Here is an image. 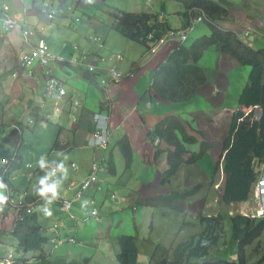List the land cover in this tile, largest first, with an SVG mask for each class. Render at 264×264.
Returning <instances> with one entry per match:
<instances>
[{"label": "clouds", "instance_id": "clouds-1", "mask_svg": "<svg viewBox=\"0 0 264 264\" xmlns=\"http://www.w3.org/2000/svg\"><path fill=\"white\" fill-rule=\"evenodd\" d=\"M142 1H147V0H142ZM152 1L154 3L155 2L157 3L155 8L151 9L146 5L147 9L146 8L143 9V7L140 6L141 10L138 12H131L127 10L125 11L119 9L118 7H112L113 10L118 9L126 13H132V14L144 13L147 15H151L154 16L156 22L164 24L165 27H162V29L160 27L159 30L155 31V33H150L145 37V40L147 39V43L142 44L141 42L140 43L135 42L134 40L129 39L124 35L120 34L119 32H117L113 28L114 18L112 12H108L107 10L108 16L111 18L112 21L110 23V28L102 29V27L104 26V21L98 20V23L102 24L101 29L104 30L106 33L110 34L112 30L118 35H120L117 36V38L120 39L121 41L111 42L108 36L106 35L105 36L106 44L107 45L111 44L112 49L114 50H111V53L107 55H102V52L104 50L105 39L103 38L100 32L95 31L94 33H91L90 38H85V42H87L86 46L78 43L72 45L73 50L77 54L73 55L72 60L70 61L61 59L56 54H54V52L51 51L49 44L46 41H44L42 37L44 36V32L49 24L56 22L60 23V21H64L65 22L64 29H66L67 31H73L76 28V23L79 20L84 21L85 18H87V20L94 18L92 17V15H89V13L85 12V8L89 6L86 5L87 4L86 0H32V6L29 9L24 10V16H20L17 15L16 13H12L11 10L4 12L5 9H0V13H1L0 14V61L1 60L3 61V63H0V75H1V66H5L6 70L10 72L8 78L12 80H18L17 77H20V75L18 74L19 72L22 73L30 72L34 70L36 67L44 74V85L42 88V95L40 101L41 103L39 102L38 106H33L32 103H28V111L27 113H24L27 114L28 121L27 124H23V125L18 124L19 121H21V119H18L17 122L13 124L10 123L7 124L4 123L3 121V108L7 100L3 98L1 91V89H3L2 82L5 79L1 80L0 78V121L1 124L7 125L6 128H2L0 126V136L2 137V139L11 136L16 137L14 138L15 142H13L12 144L14 145L13 155L16 156L17 151L20 150L22 154L27 156L24 169L21 172L14 175L13 177L11 176L12 178L10 177V182L13 185V188L10 189L12 193L8 194L5 186L0 183V189L6 191V196H4L3 192L0 191V264H13L15 262H22V261L31 263L34 261V258L44 254L48 257L63 259L68 264H81V263L88 264L89 260L92 258L89 256L93 255L91 254V251L88 248H85L84 246L81 249L82 252L79 256L67 257L57 254V250L62 247H67V246L77 247V245L79 244V240L75 239V237H72L71 236L72 234L62 233V230L59 228L61 227L62 220H55V221L51 220L52 216H50L51 213L50 208L51 207L56 208L61 214V216H65L69 214L73 205L72 201L85 198V194L89 191L91 193L90 189L92 188V185L94 184L93 187H96L99 184V182L102 180V178L100 177L101 174L115 175L117 170L114 162L111 160L110 154L115 148L120 149L118 143L122 139L127 140V138L123 137L119 139L117 143L115 145H112L111 147L110 144L111 123H110L109 115L104 114L100 111L95 113L90 112L89 117L91 119V123L89 124L91 128L85 136L86 144L88 145L89 148H92L95 151V153H98V155L94 154L90 172L86 175V177L83 178V180H81L78 184H74V183L71 184V188L74 192L72 198L65 199L62 198L60 194H57V187L59 182L58 181L54 182L53 179L56 180L57 178H65L67 174V170H71L74 173H76L79 169L78 164L74 161H70L68 164L63 163L62 162L64 160L63 156L60 157L59 160L53 162L52 164L49 161H45V156L46 153L49 151V149H47L46 152L42 153L43 157L38 159L34 164L28 163L30 162L28 155L31 153V150L36 146H34L32 143L29 142L25 143L24 136H28V135L35 136V133L37 132V130L35 129H37V126L42 122L44 124H40V125L57 128L58 137L56 138V141L52 146V151L50 152V154L53 155L54 153L53 150L55 148H60L62 144V136H60L61 133L60 131L68 129L66 125L64 124L59 125V123L56 122V118H55L56 114L59 115L57 116L59 120L61 116H66L67 118L68 117L67 115H62V114L67 113L66 110H68L69 112L68 114L71 119V121H69L70 122L69 127L74 123L77 124V126L79 125V128H82L80 121L83 122L82 118L85 116L87 117V112L82 109V102L80 99L72 98L71 95L67 93L65 86L66 80L65 78L63 79L59 78L58 71L61 72L63 75H66L68 70H69L68 72H71V70L78 71L79 68L84 69L88 75L90 74L89 76L92 79L96 80V87L99 88L102 92H104L102 94H109L113 87H118L121 82L125 81L126 79L132 78V76H134L135 74V72L132 71H128V72L124 71L123 68L121 67L122 63L124 62V56L121 53L123 52L124 49L123 45L125 41H130L140 45L143 48V53H141V55L137 57L136 65L138 68L140 66L146 68V70L150 72L151 82L149 83L147 88L142 92V95L145 94L147 95L145 99L142 101V103L137 104L131 108H124L123 111L125 112L131 111L134 108L133 112L148 117L147 114L152 112V110L156 106L155 100L158 103H164V105H167V102H160L159 100H157L156 96L153 95L152 86H153V82L155 84L156 79H159L161 81V86L163 85V77L167 69L169 68L168 64H169L170 56L177 54L183 49L186 50L190 49L196 40L202 38L203 36H209L211 28L223 32H230L232 34H235L237 38L242 41V43L249 46L250 48L256 50L264 49L262 47H255L252 46L251 44H248V41H250L249 38L256 37L257 35H259L258 32L264 30V26L255 27L252 24L250 25L248 23V20L252 15L250 12H247L250 13L251 15L246 21L238 20L241 17L240 15L244 14L246 10H249L250 8H257L259 6H262V4H260V2H257L256 0H208L214 3L215 5H217L219 8L223 9L225 11V15H223L221 18L217 20H210L207 16H205L203 12L193 11V12H198L199 14L196 16H192L193 12L188 13L187 15L190 18V22L187 24H184L186 21V19L184 18V14L186 13V11L184 7L177 1L175 0H152ZM160 1H164L165 3L174 5L175 17L172 18V21L173 19H175L177 22H179L180 26L178 27L173 26V23L169 21V18L172 14L164 12L167 11V9L165 8V5L164 6L161 5ZM84 5H86V7ZM137 7H139V5H137L136 8ZM177 7L180 10H177ZM157 9L162 12H157ZM29 18H31L33 22H29ZM152 23L154 26L153 21ZM202 27L205 28L204 31H201ZM108 29L110 30V32H108ZM73 32H76V30H74ZM201 32H206V34L199 36L196 40H194L191 43L192 40L191 38ZM152 34H156L161 37L155 39ZM10 35H16L17 38L19 39L20 44L17 46V49L11 47L10 45L11 40L9 39ZM3 46H7L8 48L3 50L2 49ZM89 46H92L95 49L97 47L98 52L91 51ZM115 47L118 48L115 49ZM42 48H46L47 53L50 55L51 59L49 60V62L46 65H43L39 59H35L31 63H28L25 57L33 56L34 52H37ZM210 48L217 51L218 54L225 55L230 59H232L228 54L221 53V50L216 46L202 47L200 49L201 57L197 62L192 64L201 73H203L205 77H206L205 72L207 70H216L221 74L220 70L223 67V62L219 60L211 62L208 68L202 67V62L205 57L204 53L208 51V49ZM146 50L148 51V53H146ZM130 53H131V48H126L124 52L125 63L129 60H132ZM161 55H163V58L160 60V62H156L157 58H159V56ZM152 61L156 63L154 68L151 67ZM89 66L95 67V70L93 72L89 71L88 69ZM139 71L142 70L139 69ZM55 72H57V75H55ZM241 73L243 74L244 77V72L241 71ZM117 74L119 76H117ZM54 78L57 82V85L52 91L49 92L48 83L50 82L51 79ZM61 91L63 93H61ZM149 94L150 96H148ZM204 102H206V99ZM108 104H111V100L109 98H107L106 101L101 102V107L104 108V106ZM35 111H38L39 113H34ZM33 113L36 119H34ZM229 115L231 118V114ZM97 116H99L101 120L106 122L105 134L100 139L94 138V135L96 134L97 131L96 128ZM257 117H259V115H257ZM25 128H27L28 130H25ZM154 128L152 130H154ZM226 133H225V137H226ZM194 139L196 140V138ZM196 142L199 143V148L196 151V153H198L200 150V145L202 143L198 142L197 140ZM151 143L155 147H158V151H159L158 154H162L166 152V150L168 149L167 146L166 147L162 146L164 142L159 136H155L153 139L151 136ZM208 143L211 144L212 142H208ZM222 144H221V154H222ZM23 147L26 148L27 150L26 153L22 152ZM213 151H214V146L212 143V149L205 152L200 160L192 164L200 165L203 161H205V159H207L210 156H213ZM122 155L124 156L123 152ZM220 157L221 156H219L218 158ZM14 161L15 159L2 161L4 168L0 169V171H6L7 170L6 167L13 164ZM131 162H132L131 159L130 161L127 160V165L130 166ZM45 168L48 169L50 168L51 172H49L40 181L39 180L36 181L37 178L42 175V170ZM111 171H114V174H112ZM24 172L26 173V175L30 180L32 191L22 192L20 196H18L17 194L19 193V190L16 187L15 183L18 175ZM211 173L213 176L214 170L211 171ZM49 177L52 178L49 179ZM166 177L167 176L164 175V178L162 180L164 179L166 180ZM162 180L160 184H162ZM39 183L41 186L39 185ZM256 190H257V196H260L262 202V206H261L262 210L258 211L260 216L257 215V217H262L264 216V163L259 167L257 182L254 185L253 193H255ZM177 193H186V192H177ZM171 194L172 193H168L157 197L169 198ZM104 197L106 198V200L114 204H120L121 202H126V199L129 196L124 198V196H122L119 192L112 191L108 188L104 194ZM26 198H28L31 201L30 204H24V200ZM161 202L171 203V201L165 199H163ZM247 202H245V204ZM96 203H98V201H96L93 197V199H91L89 202L90 204L89 217L90 218L93 217L95 220H98L99 213L96 206H100V204L99 203L96 204ZM239 204L241 205L244 203H239ZM36 206H39L38 208L39 213L36 212ZM133 209L134 206L131 205L130 211L133 212L134 211ZM21 210L27 215H32L31 213L34 212L37 214L36 222L35 221L33 222L32 227H35L36 229L40 230L42 234L47 238V243L44 245L43 250L32 251L27 253L23 252L22 250H17L18 242L14 237L13 231L11 232L10 230L8 231V227L12 222L14 216H15L14 219L19 217L18 211ZM22 217L24 218L23 214ZM222 234L224 235V231L217 229L213 235H218L219 237L218 240H219ZM207 235L209 238L212 237V234L210 233H207ZM231 236L232 235L229 236L228 241H231ZM263 237H264V233L259 239L260 247L257 250L255 248L256 247L255 245L250 247V249L253 250V253L258 256L259 260L262 259V257L264 256ZM6 240L15 242V250L18 253L17 258L13 257L11 252L9 255L5 253L9 249ZM231 243H233L231 245L232 246L234 245L233 246L234 249L235 244L232 241ZM3 246H6V248L2 249ZM137 247H138V243H137ZM119 253H120V249L118 247L116 258L113 261L115 264H120L117 260V256L119 255ZM26 259H29L30 261ZM246 262H247V256H246ZM263 262L264 259L262 260L261 263Z\"/></svg>", "mask_w": 264, "mask_h": 264}, {"label": "rangeland", "instance_id": "rangeland-1", "mask_svg": "<svg viewBox=\"0 0 264 264\" xmlns=\"http://www.w3.org/2000/svg\"><path fill=\"white\" fill-rule=\"evenodd\" d=\"M86 1V5H89L87 7L88 13L94 17L92 18L93 21L95 23H98V20L104 21L102 29L110 28V23L112 21L108 16L107 10L108 12H111V10H113L112 7H118L119 9L126 11L133 9L136 4L143 7V9L146 8V5L151 9L155 8L157 4L152 0ZM256 1L260 2L262 6L250 8L249 10H246L244 14L250 12L252 15L250 14L251 17L248 20V23L250 25H254L255 27H260L264 26V0ZM25 3L26 0H0V9H5L4 12H6L12 10L14 7H20ZM244 14L240 16L242 17ZM86 25V21L79 20L76 23V28L74 30H76L78 36L82 38L91 37V34H88ZM204 30L205 28L202 27L201 31ZM62 31L64 32L63 29ZM108 32H110L109 29ZM258 33L259 35L256 37L249 38L250 41H248V44H251L252 42L255 46H257L260 42L264 43V30ZM205 34L206 32H201L196 36H193L191 38V43L199 36ZM110 35L115 37L120 36L112 30ZM75 42V40H69L62 41L59 44V46L62 47H70V50L73 51V53L65 51L57 52V50H55L54 53L59 58L70 61L73 55L77 54L72 48V44ZM132 43L133 42L125 41L124 44L130 45ZM7 48V46H3L2 49L5 50ZM146 53H148L147 50ZM204 55L205 57L202 62L203 68H208L211 62L216 60L223 62L224 67L220 70L221 74L216 70H207L205 72L207 78L206 83L199 89V94L206 98L205 104H197V107L199 108H194L192 103H167V105H164V103H158L155 100L156 106L154 107V110L160 112L162 116H159L156 120L157 122L154 119V121H152V126L156 127L159 124L161 125L163 122L162 120H166V117L170 116V113H172L175 115L179 125L185 130L182 136L177 135L176 139L180 140L183 136H192L201 143L212 142L214 146L213 156L205 159L203 164L200 165L188 163V156L196 153L199 148V143L188 142L183 143V146L178 144L181 146L183 154L181 155L179 162L176 163L177 169L168 179L163 180L165 185L160 184L161 180L164 178V174L169 168V164L166 161L167 153L164 152L160 154V158L157 162L153 161V163L148 164L150 155L152 156L154 154V147L151 146L149 137L150 130L147 129L144 136L143 150L140 148V150L136 149L133 152L135 155L144 153L142 164L139 165L133 157V168H128L122 173H118L117 176V180L122 182V184L126 187L125 189H127L129 185L131 187V189H129V197L126 199L127 203L123 205L122 209L120 208L119 210L110 212L109 214L104 207L96 206L99 213L98 220H94V218L92 219L90 217L83 218V222H87L88 227L83 230L81 234H79L78 240H80V235H82L81 239H85L86 236H88L90 239L96 241L97 244L96 251H94L93 255L89 256L92 258L89 260L88 264H115L113 261L115 260L118 252L117 239L121 235H134V237L137 238L139 250L137 262L138 264H148L150 263L149 257L156 245L162 244L167 248L174 249L179 244L189 243L194 237L198 239L199 235L207 232L212 224L207 221L208 218L223 216V214L226 216H232L235 214L248 215L251 217L257 215L260 216L258 211L262 210V202L260 196H257V190L253 193V195H251L246 204L244 203L241 205L224 204L223 201H221L219 194L217 195L216 193L217 185L215 181L222 172V167H218V164L221 161L220 158H218L221 156V144L224 140L226 128L230 120L229 112L234 111L237 107L236 99L240 89L244 85V77L238 68V64L229 57L218 54V52L212 48L208 49ZM130 56L132 59L135 57L132 48ZM130 71L139 72V79L135 82L132 81L130 87L128 88L129 91H132L130 96H135V92L138 91V96L140 97L142 92L151 82V75H149V79H147L146 88L144 89L145 86H143L141 89L137 83L141 78L142 71L138 70L136 62L131 64ZM58 73L59 78L63 79L64 75L59 71ZM55 75H57V72H55ZM33 82V80H29V83L31 84ZM186 92V90H183V93ZM146 96L147 95L145 94L144 97ZM148 96H150V94ZM38 100L39 99H35V106H38ZM133 109L131 111H133ZM195 109L201 112L197 113ZM259 113L260 112H258L257 115H259ZM139 115L142 123L146 122L145 119L148 118L144 115ZM21 118L23 122L19 121L18 124H27V114H23ZM243 124L246 127L249 125L247 122H244ZM152 126L148 125L149 129H153ZM25 130L28 129L25 128ZM0 139H2L1 136ZM24 140L26 143L34 140V137L33 135L24 136ZM118 140V136H110V144H115ZM13 142H15L13 136L0 140V169L4 168L2 161L15 159V156L13 155ZM53 145L54 143L50 142V144L46 147L49 151L45 156V161H49L51 164L60 159V157L55 158L54 155L50 154ZM162 146L166 147L165 143H163ZM22 152L26 153V148L22 149ZM71 157L72 154H69L64 156L63 159L68 158V160H72ZM208 162L212 164L213 170L216 172L214 173L216 177H213L212 173H208L205 169ZM120 166L121 164L119 167ZM159 167L161 168L159 169ZM49 172H51L50 168L43 169L42 175L38 177L36 181H40ZM70 174H72V172ZM132 177L133 181L131 182ZM51 178L52 177H49V179ZM93 185L91 191L94 194V199H99V196L100 198L104 196L110 183L109 181L102 179L96 187H93ZM66 188L67 186L64 182H59L57 194L62 193ZM0 191L3 192L4 196H6L5 190L0 189ZM174 191L186 192V196H184L185 198L171 203H164L157 199V196H160L161 193L168 194L173 193ZM89 193L90 191L85 194V197H87ZM72 204L73 209L77 210L78 206L76 202L72 201ZM132 204L134 206L133 212L130 211ZM145 207L149 208L143 209ZM38 208L39 206H36L37 213H39ZM109 209L111 210L112 207L109 206ZM84 213L88 215L90 214V210L86 209L84 210ZM50 216H52L51 213ZM219 223H221L222 229L224 228V235H221L216 246L209 249L207 257L196 261L198 264H202L205 261L222 260L221 258H223V260L232 261L233 259L230 252L237 257V251H234L233 249L234 245L232 246L228 243V238L231 235V231L229 230L231 225L229 221L223 219L219 220ZM103 233H107V235H109V240H103ZM206 237H208L207 233ZM232 240L233 238L231 236V241ZM6 243L8 244L9 249L5 253L9 255L11 252L13 257L17 258L18 253L15 250V242L6 240ZM5 248L6 246L2 247V249ZM246 256V264H255L259 260L258 256L254 254L253 250L250 248L246 250Z\"/></svg>", "mask_w": 264, "mask_h": 264}, {"label": "trees", "instance_id": "trees-1", "mask_svg": "<svg viewBox=\"0 0 264 264\" xmlns=\"http://www.w3.org/2000/svg\"><path fill=\"white\" fill-rule=\"evenodd\" d=\"M175 1L180 3L186 11L184 24L190 22L187 14L193 11L203 12L210 20H217L225 15L223 9L208 0ZM111 12L114 18L113 28L138 43H147V39L145 40L147 35L155 33L160 27L161 29L165 27L164 24L156 22L154 16L144 13L132 14L118 9ZM198 14V12H193L192 16ZM152 35L155 39L161 37L156 34ZM204 46L218 47L221 53L228 54L234 59L240 71L244 72V85L236 99V110L230 112L231 118L222 144L221 161L218 164V167H222V172L215 181L217 193L224 204L240 205L239 203H245L251 197L254 185L257 182L259 167L264 163V49L256 50L250 48L242 43L235 34L211 28L209 36H203L196 40L190 49H183L177 54L170 56L169 68L163 77V85L161 86V81L156 79L155 84L153 82L152 91L160 102L169 104L192 103L194 108H199L197 104L204 105L206 98L199 94V89L206 83V77L192 64L199 60L201 57L200 49ZM0 63H3V61L1 60ZM9 74L10 72L6 70V67L1 66V80L7 79ZM183 90L187 92L183 93ZM196 112L200 113L201 111L196 110ZM258 112H260L259 117H257ZM34 113L39 112L35 111ZM34 113L33 116L36 119ZM170 114V116L166 117V120L161 121V125L156 126L150 133L152 139L155 136H159L168 147L166 153L169 169L164 174L167 176L166 179L177 169L176 163L179 162L183 154L180 145L183 146V143L188 142L196 143V140L191 136H183L180 140L176 139L177 135L182 136L185 130L179 125L175 115ZM244 122L249 123V125L247 127L244 126ZM80 124L82 128L89 129L91 127L89 122L80 121ZM0 126L2 128L7 127V125L1 124V121ZM205 143L200 145L198 153L188 156V163L197 162L203 157L205 152L212 149V143ZM118 146L127 160L130 161L131 159L132 161V148L128 141L122 139ZM26 159L27 156L19 150L15 156L14 163L9 165L6 171H0V183L5 186L8 194L12 193L10 189L13 188L10 177L24 169ZM111 173L114 174V171H111ZM214 173L216 172L214 171ZM162 184L165 185L163 180ZM184 196H186L185 193L173 192L169 198L157 197V199L173 202L184 199ZM30 203L31 201L28 198L24 200V204ZM18 212L19 217L14 219V216V221L12 220L8 227V231H13L14 237L18 242L17 250H22L25 253L43 250L44 245L47 243V238L40 230L32 227L33 222H36L37 214L34 212L31 213L32 215H27L22 210ZM223 219L229 221L231 225L232 242L235 244L234 251H237V257L230 252L232 261L221 258L222 260L205 261L202 264H246V250L254 245L256 250L260 247L259 239L264 233V216L251 217L242 214L226 216L223 214V216L208 218L207 221L212 224L207 232L199 235L198 239L194 237L189 243L179 244L174 249L167 248L162 244L156 245L149 257L150 263L198 264L196 261L207 257L209 249L217 245L219 237L213 234L217 229L224 231L221 223H219V220ZM206 233L212 234V237H206ZM136 241L137 238L131 235H122L117 239L120 249L117 260L120 264H138L139 252ZM228 243L229 245L233 244L231 241H228ZM263 259L264 256L255 264H260ZM26 260L30 261L29 259ZM13 264L68 263L63 259L48 257L44 254L34 258L31 263L22 261Z\"/></svg>", "mask_w": 264, "mask_h": 264}, {"label": "crops", "instance_id": "crops-1", "mask_svg": "<svg viewBox=\"0 0 264 264\" xmlns=\"http://www.w3.org/2000/svg\"><path fill=\"white\" fill-rule=\"evenodd\" d=\"M161 5L164 6L167 9V11H164L166 13H171L172 15L169 18V21L173 23L174 27H178L179 22H177L175 19L172 18L175 17V8L174 5L165 3L164 1H160ZM32 6V0H26L25 4H22L20 7H14L11 12L16 13L17 15L24 16V10L29 9ZM86 7V5H84ZM137 4L134 6L133 9L127 10L131 12H138L141 10V7H137ZM136 8V9H135ZM164 8V7H162ZM177 10H180L177 7ZM85 12L88 13L87 8H85ZM157 12H162L157 9ZM250 16V13L244 14L242 17H240L238 20L246 21ZM39 21V20H38ZM37 21V22H38ZM84 21L87 22L86 28L88 31V34L94 33L95 31H98L102 34L104 41V50L102 52V55H107L111 53L112 45L106 44V38L107 35L109 40L120 42L121 40L117 38V36H112L109 33H106L104 30L101 29V23H95L93 19L87 20V18L84 19ZM29 22H33L31 18H29ZM234 24V23H233ZM65 22L60 21L56 23L49 24L47 26V29L44 32V36L42 37L44 41H46L51 51L57 50V52L65 51V52H72L70 50V47H62L59 46V44L62 41H69V40H75L76 42L73 44H81V45H87L85 42V38H82L77 35L76 32H70L64 29ZM64 30V32L62 31ZM9 39L11 40L10 45L12 48L17 49V46L20 44L19 39L16 35H10ZM124 39V38H123ZM125 40V39H124ZM72 44V45H73ZM252 46H255L251 42ZM262 46L264 48V43L260 42L257 44V46ZM91 51L98 52V49H96L92 46H89ZM118 47H115L117 49ZM123 52L121 53L124 56V62L122 63L121 67L124 71H130L131 64L136 62L137 57L143 53V48L136 44H124ZM126 48H132L134 51V58L132 60H129L125 63V55L124 52ZM119 53V52H118ZM55 54V53H54ZM163 58V55L159 56L157 58L156 62H160V60ZM72 60V59H71ZM155 62L152 61L151 67H155ZM224 68V67H222ZM142 70V75L137 83V85L142 89L143 86L144 89L147 85V79H149L150 72L146 70V68L140 67L138 70ZM69 71V70H68ZM66 73L64 75L65 78V86L67 93L71 95L72 98L80 99L82 102V109L87 112V117H83V122H89L91 123V119L89 117V113H95V112H102L104 114L109 115L110 117V123H111V135L110 136H118L119 139L126 137L127 140L130 143V146L132 148V161L133 157L138 162L139 165L142 164L143 161V154L139 153V155H135L133 152L134 150H140V148L143 150L144 145V136L145 133L148 130H150L149 134L151 133L152 129H149V126H152V121H155L159 118V116H162L160 112H157L153 109V112L149 115H147L148 119H145L146 122L142 123L141 117L138 113L133 111H123L124 108H131L137 104L142 103V101L145 99L144 95L141 94V96H138V91L135 92V96L131 97L130 94L132 91H129V87L132 81H137L139 79V72H135L134 76L130 79H126L125 81L121 82L118 87H113L111 89V92L109 94H102V92L99 88L96 87V80L92 79L84 69H80L78 71H73ZM20 77H17L18 80H12L10 78L5 79L2 82V95L3 98H5L7 101L5 103V106L3 108V121L7 124H13L16 123L18 119L22 118L21 116L24 113H27L28 111V103H32L33 106H35V99H39L38 103L41 101V95H42V88L44 85V74L36 67L34 70L30 72H19L18 73ZM29 80H33L34 82L31 84L29 83ZM151 80V79H150ZM143 89V90H144ZM98 95V96H97ZM137 95V96H136ZM97 96V98H96ZM135 97V98H134ZM107 98L111 100V104L105 105L104 108L101 107V102L106 101ZM135 99V100H132ZM41 103V102H40ZM43 105V104H42ZM67 109V108H66ZM67 113H64L61 116L60 120L57 118L59 116L58 114L55 116L56 122L59 123V125H66L67 130L60 131V136H62V144L60 148H55L53 151V155L55 158L58 157H64L69 154H72V160H68V158L64 159L62 162L65 164H68L70 161H74L78 164L79 169L76 173H74L71 170H67V174L65 178H57L56 180L53 179L54 182H64L67 188L60 193V196L65 199H70L73 197V190L71 188V184H78L83 178L86 177V175L90 172L91 164L94 158V154L98 155V153H95V151L92 148H89L86 144V134L90 130L86 128H79V125L72 124L69 127V121H71L69 112L66 110ZM129 112V113H128ZM23 122V121H22ZM157 122V121H156ZM40 124H44L43 122ZM154 128V126H152ZM36 130V129H35ZM34 140L28 141L29 143H32L34 147L31 150V153L28 155L29 161L28 163L34 164L38 159L42 158V153L46 152L48 148H46L50 142L55 143L56 138L58 137V131L57 128L51 127V126H45V125H39L37 126V132L35 133ZM150 142H151V136ZM16 138V137H14ZM117 143V142H116ZM115 143V144H116ZM115 144H111L115 145ZM151 146L154 147V154L150 155V160L148 164L153 163V161H156L160 158V154H158V147H155L152 143ZM111 160L114 162L116 167V174H101L100 177L102 179H105L109 181V189L112 191L119 192L122 196L128 197L131 187L130 185L125 189L126 187L122 184V182H119L117 180L118 173H122L126 169L133 168L134 162H131V165H127L126 158L122 155V152L120 149L115 148L111 154H110ZM165 158V157H164ZM167 161V160H166ZM163 162V161H162ZM204 162V161H203ZM203 162L201 164H203ZM121 166L119 167V165ZM167 164V163H166ZM161 167H159L160 169ZM165 168V167H164ZM129 169V170H130ZM152 169V168H150ZM208 173L212 171V164L210 162L207 163L206 168ZM72 172V174H70ZM133 181V177L131 179V182ZM130 182V183H131ZM16 187L19 190V193L17 194L20 196L22 192H31L32 187L30 184V180L26 173H22L18 175L16 183ZM91 190V189H90ZM160 195H165V193H161ZM94 194L91 191V193L82 199L75 200L78 209L74 210L73 205L72 209L69 214L65 216H61L59 211L51 207V220H62L61 227H59L62 230V233H69L72 234V237H75V239L78 240L79 234L83 230H85L87 226V222H83V218L89 217V214H85L84 210L89 209V202L91 199H93ZM96 201L99 202L100 206L104 207V209L107 210V213L115 212L122 209L123 205L127 203L121 202L120 204H114L103 196L99 199L95 198ZM133 205V204H132ZM109 206L112 207V209H109ZM149 207H145L143 209H148ZM93 219V217H92ZM95 220V219H94ZM95 223V222H93ZM69 236V235H68ZM103 240L107 241L109 240V235H106V233H103ZM82 235H80L79 244L77 247H62L57 250V254L67 256V257H74L79 256L82 252L83 246L85 248H88L91 251V254H94V251H96V241L90 239L88 236H86L85 239H81ZM66 257V258H67ZM112 259V257H111ZM261 264H264L261 263Z\"/></svg>", "mask_w": 264, "mask_h": 264}, {"label": "built area", "instance_id": "built-area-1", "mask_svg": "<svg viewBox=\"0 0 264 264\" xmlns=\"http://www.w3.org/2000/svg\"><path fill=\"white\" fill-rule=\"evenodd\" d=\"M25 59L28 61V63H31L35 59H39L43 65H46L49 62V60L51 59V57L47 53L46 48H42V49L38 50L37 52H34L33 56L25 57ZM88 69H89V71L93 72L95 70V67L89 66ZM117 76H119V75L117 74ZM56 85H57V82H56L55 78L51 79L50 82L48 83L49 92L52 91ZM61 93H63V92L61 91ZM96 120H97V127H96L97 131H96V134L94 135V138L100 139L105 134L106 122L101 120L99 116L96 117Z\"/></svg>", "mask_w": 264, "mask_h": 264}]
</instances>
